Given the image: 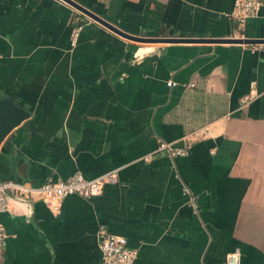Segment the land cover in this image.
<instances>
[{
    "label": "crops",
    "instance_id": "1",
    "mask_svg": "<svg viewBox=\"0 0 264 264\" xmlns=\"http://www.w3.org/2000/svg\"><path fill=\"white\" fill-rule=\"evenodd\" d=\"M72 1L156 40L63 0H0V96L28 111L0 142V181L117 179L58 212L10 197L0 264H100L99 230L126 239L132 264H224L235 249L264 264V43L236 41L264 39V0L240 28L233 0Z\"/></svg>",
    "mask_w": 264,
    "mask_h": 264
},
{
    "label": "built area",
    "instance_id": "2",
    "mask_svg": "<svg viewBox=\"0 0 264 264\" xmlns=\"http://www.w3.org/2000/svg\"><path fill=\"white\" fill-rule=\"evenodd\" d=\"M261 0H233L229 18L237 28H240L246 19L253 17L261 6ZM89 18V17H88ZM89 20V19H88ZM81 19L74 18L71 24L69 36V46L73 47L76 43ZM175 83L168 80L166 86L170 87ZM187 87H193L194 83H187ZM248 98L240 99L242 104ZM184 137H182V140ZM188 146L174 147L171 142H159L155 149L156 152L166 153L170 157L183 156L187 153ZM149 159L147 155L145 160ZM116 169L108 170L94 178L86 179L78 171L73 172L64 180L47 181L38 186H30L24 182L15 180L0 181V212L7 211L8 199L14 198L23 200L28 197L39 199L52 212H58L63 198L69 195H78L84 198L97 196L101 193L105 184L116 183ZM184 194H188L183 189ZM192 198H190V203ZM5 230L0 223V258L2 251ZM97 248L100 253V264H132L136 250L130 249L126 245V239L115 233L99 230L97 234ZM224 264H239V252L233 250L225 255Z\"/></svg>",
    "mask_w": 264,
    "mask_h": 264
},
{
    "label": "water",
    "instance_id": "3",
    "mask_svg": "<svg viewBox=\"0 0 264 264\" xmlns=\"http://www.w3.org/2000/svg\"><path fill=\"white\" fill-rule=\"evenodd\" d=\"M73 8L77 9L79 12L84 14L85 16L89 17L90 19L96 21L97 23L103 25L104 27L108 28L109 30L113 31L114 33L125 37L130 40L134 41H152L156 39L136 36L127 34L109 22L105 21L101 17L95 15L91 11L85 9L81 5L77 4L72 0H63ZM169 41H176V40H184V39H164ZM237 42H244L248 44L254 43H264V39H236ZM28 117V111L20 106L15 99L10 96H0V142L2 139L7 135V133L17 126L21 121Z\"/></svg>",
    "mask_w": 264,
    "mask_h": 264
}]
</instances>
